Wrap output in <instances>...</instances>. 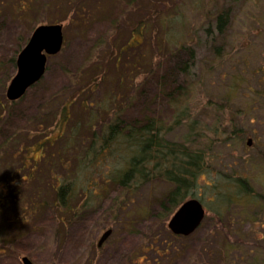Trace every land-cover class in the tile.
I'll list each match as a JSON object with an SVG mask.
<instances>
[{
  "label": "rangeland",
  "instance_id": "1",
  "mask_svg": "<svg viewBox=\"0 0 264 264\" xmlns=\"http://www.w3.org/2000/svg\"><path fill=\"white\" fill-rule=\"evenodd\" d=\"M220 14L226 20L218 31ZM47 23L62 24L61 49L47 57L41 78L21 97L7 99L6 89L16 72L13 59L34 28ZM132 32H140V43L128 47L130 37L136 35ZM150 57L156 62L152 68ZM187 63L191 67L183 73L180 66ZM161 78L170 83L164 90ZM89 80L96 81L95 88L72 103L78 118L85 114L82 105L89 101L97 102L104 94L115 103L130 92L131 98L124 102L132 104L123 109L124 117L144 110L173 123L167 92L179 93V84L194 85L178 109L187 111L188 121L206 128L201 142L202 146L208 143L210 159L209 171L198 178L196 193L205 216L192 233L170 234L167 223L179 205L161 217L163 211L155 200L161 184L154 191L147 185L125 197L117 194L113 184L103 187L99 183L94 187L93 201L82 210L84 195L78 194L73 203L80 213L72 221H62L63 209L53 205L50 183L54 171H45L57 157L46 136L59 117L56 106L60 100L70 97L81 83L89 89ZM79 99H84L83 104ZM182 129L175 127L169 137L183 133ZM7 135L15 140L1 147ZM38 143L43 144L42 157L37 152ZM61 144L57 141L56 145ZM22 145L30 149L26 152ZM69 145L73 143L69 141ZM18 148L21 150L13 153ZM61 156L67 157L66 150H61ZM0 160V183L6 196H1L5 205L0 207V264H23L24 256L42 264H193V260L204 264L208 247L233 240L230 259L242 250L250 253L247 258L261 259L264 0H0ZM22 161L26 166L15 169ZM106 167L96 163L94 169L89 168V175L84 176L86 184L100 182ZM31 172L35 176L32 180ZM220 173L246 177L254 198L238 193V201L228 204L218 223L214 191L227 188ZM210 183L215 189L211 190ZM106 230L109 234L98 244ZM164 240L183 242L186 248L173 258L174 245Z\"/></svg>",
  "mask_w": 264,
  "mask_h": 264
},
{
  "label": "trees",
  "instance_id": "2",
  "mask_svg": "<svg viewBox=\"0 0 264 264\" xmlns=\"http://www.w3.org/2000/svg\"><path fill=\"white\" fill-rule=\"evenodd\" d=\"M221 17L222 14L218 15V31L221 30V26L226 20ZM134 34L136 33H133V35ZM137 34L134 37H130L126 46L130 47L131 43H140V38ZM120 49L123 50L124 47ZM119 58L118 54L117 59ZM190 58H193L191 49ZM117 62L120 61L118 60ZM150 62L149 67L152 68L156 62L152 63L151 57ZM180 67L183 73H187L191 67V63L182 64ZM162 78L160 80L162 90H164L170 83L168 79L163 80L164 78ZM121 80H126L122 73ZM88 82L89 84L92 83L89 89L87 85L81 83L77 85V88L70 94V97L68 96L67 99L64 98L60 100L59 105L56 106V113L59 117L56 119L57 122L54 124L55 127L51 129V134L46 136L47 145L55 146V151L53 153L56 154L57 157H55L56 160L52 161L51 165L45 167V171H54L52 174L54 181L52 180L50 183L54 194L53 205L54 207L63 209H61L64 212L62 221H72L76 215L80 213V210L76 209L78 207H75L73 203L78 194L84 195V199L80 203V209L82 210L88 206L89 201H93L91 198L94 197L93 190H95V186H100L99 183H101L103 187L108 184L109 186L113 184L117 194H123L125 197L147 185H149L150 191H154L158 185L161 184L163 188L160 190L159 196L155 198L158 206L163 211L161 217L168 216L184 200L190 197H196L197 187L199 186L198 178L209 171L208 161L210 157L207 153L209 145L207 143L202 146L201 142L205 138L206 128L203 125H198L196 121H188L187 117H189V115H187V111L178 109L180 102L186 99L185 96L192 93L194 85L192 83L179 84V93L170 94L167 92L166 95H169L168 101L173 107V123H167L165 119L163 120L157 115H149L147 112L144 113V110L142 112L139 111L138 115L131 118L124 117L122 114L123 109L130 107L132 104V102H130L128 106H126L124 102L129 97L131 98L130 92H127V96H122L121 99L115 103L108 101L103 94L104 97H99L97 102L95 101L96 99H94V101H89L86 105L84 104L85 106L82 105L85 111V114L82 113V116L84 114L86 117L85 120L82 121L81 115H79V118L77 114L74 115L72 103L77 96L80 98L86 91L95 88L97 84L94 80H89ZM83 100L84 99H79V103L83 104ZM90 106H93L94 109L90 108ZM145 111H147V108ZM197 126L199 127L197 128ZM175 127H184V129H182L183 133L169 137ZM11 140L13 141L15 138L7 135L1 147L7 146ZM78 140H82V145H75ZM49 141L51 142L49 143ZM57 141H62L59 147L56 145ZM69 141L73 143V146L76 147L75 149H72L73 146L69 145ZM38 144L37 148L39 150L37 152L42 157L43 155L41 152L43 151V144ZM23 148L26 152L30 149L22 145V149ZM20 150L21 148H18L17 151L15 149L13 153ZM61 150H66V158L61 156ZM48 153H50V151H48ZM32 160H36V158L32 157ZM96 163L107 165V169L102 170V174L99 176L100 182L86 184V177L84 176L86 174L89 175V171L87 170L91 167L94 169ZM25 166L26 161H22L21 166L19 165V167L15 169L18 170V168L20 169ZM43 168L44 167H42V169ZM220 175L223 177L222 180L226 181L225 185L228 189L226 188L225 191H221L215 189L213 184H209L210 186L213 185L211 190L215 189L216 200H218L216 201L217 206L215 207L214 214V218L217 219L218 223L221 213L229 208L228 204L237 200L236 197L238 193H244V195H247L246 197L254 198L250 197L249 193L252 187L246 177L241 175L229 177L225 173H220ZM29 176L30 180L34 179V172H31ZM1 184L2 183H0V207L5 205L2 200L4 190L1 188ZM232 187L233 189H230ZM115 198H117V196ZM128 200L127 198L125 199L126 202H128ZM39 204H42L41 201H39ZM115 204L116 203H114L113 207H115ZM118 206L122 205L119 204ZM67 212H69V214ZM158 217L160 218L159 215ZM1 221L2 219H0V223ZM134 222L136 221L132 223ZM170 234L173 237L180 236L174 233ZM237 239V241H239L241 237L239 236ZM164 241L168 245L174 243L170 240ZM234 243V240L220 241L218 244L208 247L210 250L207 251L204 264H218L216 259L220 261V264H264V257L261 259L255 256L247 258L250 253L242 249H240V251L242 250L241 254L233 255L231 257L235 258L233 260L230 259V251L231 249L234 250ZM173 245V258H175L184 249L185 243H175ZM166 247L164 248L166 249ZM260 250L263 251L264 255V246ZM195 253L197 254V252ZM170 258H168V260ZM231 260L233 263H231ZM195 263L196 261L193 260V264Z\"/></svg>",
  "mask_w": 264,
  "mask_h": 264
},
{
  "label": "water",
  "instance_id": "3",
  "mask_svg": "<svg viewBox=\"0 0 264 264\" xmlns=\"http://www.w3.org/2000/svg\"><path fill=\"white\" fill-rule=\"evenodd\" d=\"M63 41L61 23L39 24L34 28L27 43L17 55L16 72L6 89L9 99L21 97L27 87L41 78L47 57L58 52ZM250 142L248 139L247 144ZM204 216L205 209L202 202L196 197H190L179 204L169 218L167 226L174 234L188 235L201 224ZM109 232L110 230H106L102 233L98 244H101ZM22 262L23 264H42L34 263L25 256L22 257Z\"/></svg>",
  "mask_w": 264,
  "mask_h": 264
},
{
  "label": "flooded vegetation",
  "instance_id": "4",
  "mask_svg": "<svg viewBox=\"0 0 264 264\" xmlns=\"http://www.w3.org/2000/svg\"><path fill=\"white\" fill-rule=\"evenodd\" d=\"M19 52H20V51H19ZM17 55H18V54H17ZM17 55H16L15 60L13 59V61H12V64H13L14 67L16 66ZM48 57H49V56H48ZM5 95H6V94H5ZM6 98L8 99L7 95H6ZM16 151H17V149H16Z\"/></svg>",
  "mask_w": 264,
  "mask_h": 264
}]
</instances>
